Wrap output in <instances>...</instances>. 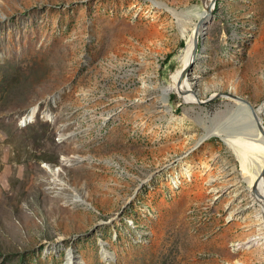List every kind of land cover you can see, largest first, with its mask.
<instances>
[{
	"label": "rangeland",
	"instance_id": "374dc122",
	"mask_svg": "<svg viewBox=\"0 0 264 264\" xmlns=\"http://www.w3.org/2000/svg\"><path fill=\"white\" fill-rule=\"evenodd\" d=\"M157 2L202 8L0 0V264H64L70 248L108 264L102 244L113 264H264V242L245 248L264 238L258 198L222 139L203 140L259 133L235 100L182 102L185 39ZM214 16L193 90L233 84L263 105L264 0H215Z\"/></svg>",
	"mask_w": 264,
	"mask_h": 264
},
{
	"label": "bare ground",
	"instance_id": "6f19581e",
	"mask_svg": "<svg viewBox=\"0 0 264 264\" xmlns=\"http://www.w3.org/2000/svg\"><path fill=\"white\" fill-rule=\"evenodd\" d=\"M210 1L211 0H202V8L190 7V8H184V9H177L175 7L169 6L166 3L157 2L155 4L156 6L164 8L167 11H169L170 14L173 16V18L176 20L178 26L182 29V34L185 39V45L179 57L181 60L180 63H182V68L178 75L176 76L174 75V78L172 79L171 82L173 83V87L175 91L179 93V96L183 98V100L190 101V103H196V101L197 102L199 101L198 99L199 97L197 96L196 92L193 90V87L196 86L195 82H192L190 78H187L182 82L183 86H180L178 84V81H179V77H180V73L182 69L188 63L191 62L195 34H196V26H197L198 21L205 15L206 7L208 6ZM0 14L2 15L1 11H0ZM214 17L215 16H213V19ZM188 27H189V31L186 32V28ZM202 34L203 32L200 33L201 36ZM205 38H206V35L203 36L202 51L206 50ZM199 56H200V53H199ZM206 58H207L206 56H202L200 57V59H197V61L204 63L206 61ZM191 75H192V71H191ZM177 86L180 88H184L182 90L183 92ZM236 87H237L236 85L232 84L230 87L231 88L230 90L233 92L236 90ZM163 92L166 93L167 88L163 89ZM239 103L242 104L244 110H246L247 114L251 117L249 113L250 112L249 106L242 102H239ZM255 108L257 110L258 116L262 118L261 120L264 124V119H263L264 103L261 106H258V107L255 106ZM37 109L38 107L34 106L30 110V112L26 115L24 121L25 122L29 120L31 121L36 116L38 112ZM219 128L215 129V131L213 130V132L210 135H207L203 140H206L210 136H218L229 147L236 161H239L240 163V167H241L244 179L249 185L250 194H252L253 197L256 196L258 198V204L259 206H261L260 208L261 209V220L263 221V224H264V178L263 177L259 178L261 169L264 166V141L260 139L259 134H256V137L245 134L244 132L232 134V133H228L224 131L222 132V130H220ZM256 163H258L259 168L258 170L256 169L257 171L256 173H254L252 168L256 165ZM76 198L83 201L80 195H77ZM260 242L263 243L264 238H257V239H254L246 243L245 248L247 249L253 248L256 245H258ZM102 247H103L102 249H103L104 260L107 261L108 264H113L112 263L113 254L111 253L110 250H108L106 245L102 244ZM77 254L75 253L73 249L71 248L68 249L64 264H85V261L83 259H80Z\"/></svg>",
	"mask_w": 264,
	"mask_h": 264
},
{
	"label": "water",
	"instance_id": "95a60500",
	"mask_svg": "<svg viewBox=\"0 0 264 264\" xmlns=\"http://www.w3.org/2000/svg\"><path fill=\"white\" fill-rule=\"evenodd\" d=\"M214 6H215V0H211L208 4V6L206 7V13L205 15L198 21L197 26H196V34H195V40H194V47H193V52H192V59L191 62L188 63L181 71L180 73V77H179V82L178 84L181 86L182 82L187 79L190 78V74L191 71L195 65V62L198 58L199 55V48L201 45V49H202V43H203V36L206 35L207 30H208V25L211 23V21L213 20V16H214ZM203 32L202 36L200 35V33ZM201 36V38H200ZM219 98H229L235 101H239L242 103H245L249 106V110H250V115L253 119L252 121V128H255L260 137L262 138V141H264V124L262 122V118L258 116L257 114V110L255 108V105L253 103H251L250 101H248L245 97L238 95L237 93H233L231 90H227V91H218L215 92L214 94H211L209 97L205 98V99H201L198 98L199 101L196 103L199 104H208L213 102L216 99ZM182 102L184 103H190V101H186L183 100L182 98ZM243 131V128L241 127V129L239 130H232V131H227L228 133H232V134H237ZM260 177L264 178V166L261 169L260 172Z\"/></svg>",
	"mask_w": 264,
	"mask_h": 264
}]
</instances>
